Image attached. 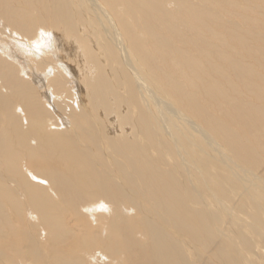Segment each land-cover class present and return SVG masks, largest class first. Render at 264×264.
Listing matches in <instances>:
<instances>
[{"label":"bare ground","instance_id":"6f19581e","mask_svg":"<svg viewBox=\"0 0 264 264\" xmlns=\"http://www.w3.org/2000/svg\"><path fill=\"white\" fill-rule=\"evenodd\" d=\"M0 264H264V0H0Z\"/></svg>","mask_w":264,"mask_h":264}]
</instances>
